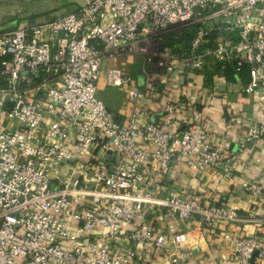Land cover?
<instances>
[{
    "label": "built area",
    "instance_id": "built-area-1",
    "mask_svg": "<svg viewBox=\"0 0 264 264\" xmlns=\"http://www.w3.org/2000/svg\"><path fill=\"white\" fill-rule=\"evenodd\" d=\"M170 34L193 35L189 50L168 45ZM129 56L143 60L141 87L123 68L105 70ZM208 70L216 95L232 73L258 105L237 152L212 140L193 95L167 100L153 118L161 92ZM102 79L127 90L126 119L100 97ZM255 144L264 148V0H86L0 31V264H152L154 251L166 264H189L186 247L201 237L231 241L221 264H264V211L168 185L179 160L201 177L229 175ZM260 179L243 188L264 208ZM166 212L177 227L161 231L147 218L165 221Z\"/></svg>",
    "mask_w": 264,
    "mask_h": 264
},
{
    "label": "crops",
    "instance_id": "crops-1",
    "mask_svg": "<svg viewBox=\"0 0 264 264\" xmlns=\"http://www.w3.org/2000/svg\"><path fill=\"white\" fill-rule=\"evenodd\" d=\"M21 2L22 0H9ZM27 1V0H26ZM86 0H51L52 5L41 13H32L23 17H13L8 13L0 12V31L6 29H17L27 24L35 25L58 16L76 11ZM28 2V1H27ZM16 5V4H15ZM3 14V16H2ZM9 15L6 16L5 15ZM10 21H6L9 19ZM110 67L123 68L132 77V87H141L144 84L141 57H118L106 62L105 70ZM205 78L199 74L191 75L179 88H172L170 91L161 92L158 101L150 103L153 118L157 121L158 116L164 112L167 100H185L187 94L195 97L196 104L201 112L207 117L212 140L215 143L230 142L233 152L238 151V144L242 137L249 133L250 121L258 116V105L252 96L241 93L238 90L237 80H230L229 85L220 86L219 94L213 91L214 72L207 71ZM211 76V77H210ZM208 77L211 81H207ZM126 89H113L107 87L105 79L99 83V95L118 120L126 119L130 112V105ZM243 114L245 116H243ZM230 121H233L231 128H227ZM205 177L194 169L188 162L179 160V166L171 173L168 180L170 189H184L193 192L210 204H241L244 211H254L262 214L264 208L260 204L252 202L244 191L243 185L248 180L257 179L264 175V148L255 144L250 146L243 153V162L239 169L229 175L219 170L203 169ZM264 183L263 179H260ZM153 222L158 230H167L170 227H177V217L171 214L165 215V221H158L151 215L147 217ZM229 232L233 238L242 236V227H231ZM231 241H204L202 237L198 245L186 247L189 257V264H221L231 254ZM152 264H166L158 252L154 251L150 257ZM251 264H263L256 257Z\"/></svg>",
    "mask_w": 264,
    "mask_h": 264
},
{
    "label": "rangeland",
    "instance_id": "rangeland-1",
    "mask_svg": "<svg viewBox=\"0 0 264 264\" xmlns=\"http://www.w3.org/2000/svg\"><path fill=\"white\" fill-rule=\"evenodd\" d=\"M27 1L22 0L21 2L15 3L9 0H0V12L8 13L9 15L11 12L10 16H12V18L23 17L28 14L41 13L43 11H46L50 8V5H52L51 0H27ZM8 14L5 15V18L6 16H9ZM2 20L3 19L1 17L0 22H2ZM6 21H10V18L6 19Z\"/></svg>",
    "mask_w": 264,
    "mask_h": 264
},
{
    "label": "trees",
    "instance_id": "trees-1",
    "mask_svg": "<svg viewBox=\"0 0 264 264\" xmlns=\"http://www.w3.org/2000/svg\"><path fill=\"white\" fill-rule=\"evenodd\" d=\"M6 30H12V29H6ZM166 37H167L168 45H170V46L182 45V47L184 48V51H182V52H187L189 50L190 43L193 39V35H189V34L177 35L176 37H175V34H170ZM173 37H175V38H173ZM207 75H208V73H207ZM227 78L230 80H233V81L236 79L235 75H233L232 73L229 74ZM206 79L209 82L211 81L208 77H206Z\"/></svg>",
    "mask_w": 264,
    "mask_h": 264
},
{
    "label": "water",
    "instance_id": "water-1",
    "mask_svg": "<svg viewBox=\"0 0 264 264\" xmlns=\"http://www.w3.org/2000/svg\"><path fill=\"white\" fill-rule=\"evenodd\" d=\"M107 159H110V157H107Z\"/></svg>",
    "mask_w": 264,
    "mask_h": 264
}]
</instances>
